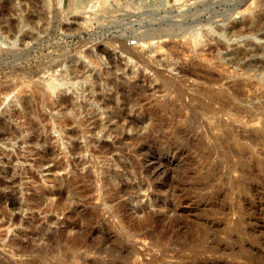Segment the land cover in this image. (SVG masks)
Listing matches in <instances>:
<instances>
[{"label":"rangeland","instance_id":"374dc122","mask_svg":"<svg viewBox=\"0 0 264 264\" xmlns=\"http://www.w3.org/2000/svg\"><path fill=\"white\" fill-rule=\"evenodd\" d=\"M86 1L0 0V264H264V25L217 29L263 14L264 0H118L146 10L131 18L150 43L58 42ZM124 48L132 72L115 66ZM76 57L97 64L85 86H51ZM211 102L223 113L200 116ZM228 132L250 143L227 150Z\"/></svg>","mask_w":264,"mask_h":264},{"label":"bare ground","instance_id":"6f19581e","mask_svg":"<svg viewBox=\"0 0 264 264\" xmlns=\"http://www.w3.org/2000/svg\"><path fill=\"white\" fill-rule=\"evenodd\" d=\"M43 1V4H44V6L45 7H47V6H49V5H51V1L52 0H42ZM261 5V4H260ZM264 5V4H263ZM43 6V7H44ZM93 7V5H91L90 7H89V9H91ZM262 9V8H261ZM263 14H257V15H254L253 14V16H251V19L249 18V20L247 21H245L244 23H243V21H242V23H240V24H238V25H231L229 28L228 27H225L224 29H222V28H219V27H217V29H218V31H224V30H226V32H228V34L227 35H231V36H241V37H243V36H245L246 37V35H249V36H251V34L253 35L256 31H258L259 29H261L260 27H262V25H264V12H262ZM256 14V13H255ZM247 17H249V16H247ZM244 19H247V18H244ZM167 24V23H166ZM168 24H170V23H168ZM231 24V23H230ZM169 26H171V25H169ZM228 26V25H227ZM171 29V28H170ZM169 29V30H170ZM30 30V28L28 27L27 28V31H29ZM40 30V29H39ZM45 30V28L43 29V27L41 28V33L43 32ZM225 32V31H224ZM148 33V34H147ZM145 36H143V37H140L138 40H139V44H141V45H146L148 42H149V40L150 39H152V32H148V30H146L145 31ZM230 37V36H229ZM29 38V37H28ZM30 38H31V36H30ZM33 38V37H32ZM31 38V39H32ZM0 40H1V38H0ZM150 43V42H149ZM146 47V46H145ZM148 49V51H149V48H147ZM151 50H152V48H150ZM257 49V48H256ZM154 50V49H153ZM239 50V49H238ZM259 50V49H258ZM258 50H257V52H258ZM150 52V51H149ZM233 52V51H232ZM255 53H256V50L254 51ZM151 53V52H150ZM240 53V52H239ZM91 54V53H90ZM97 55V54H96ZM218 55V54H217ZM231 55L232 56H230V57H232V59L231 60H229V61H233L234 59H236L237 58V55H238V52L237 51H235V52H233V53H231ZM87 56V55H86ZM118 56V57H117ZM117 56H116V58H115V62H116V64H115V66H116V68H118V70H121V71H123V72H125V71H128L129 69L131 70V72L132 71H134V69L136 68V62L134 61V59L131 57V53H130V51H129V48H124V51L123 52H121V54H117ZM86 58V57H85ZM97 58H99V59H101V61H102V59H103V57H101V56H98ZM219 58V57H218ZM84 59V58H83ZM98 59V60H99ZM88 60L89 59H87V61L85 60H81V58L80 57H76V58H71V59H69V60H67L66 61V63H65V65L63 66V68L60 70V69H57L56 70V73H55V75L52 77V83H51V86H57V87H63V88H67L66 89V91L70 88H78V87H80V89H81V86L84 84V83H87V81L89 80V77L91 76V73L93 72V71H95V65H97V64H95V65H93V61L91 62V60L88 62ZM97 60V59H96ZM221 61L222 60H220V59H218V66H220V64H221ZM217 62V61H216ZM258 62V61H257ZM223 63V62H222ZM233 63V62H232ZM234 63H236V62H234ZM226 64H228V63H226ZM231 64V63H230ZM253 64V63H252ZM121 65L123 66V67H125V68H121ZM224 65V64H223ZM245 65V64H244ZM75 66H80L82 69H83V73H85V76H84V78L82 79V80H80V79H78V78H75V77H73V76H71V72H72V69L75 67ZM216 66H217V64H216ZM243 66V65H242ZM73 67V68H72ZM245 68H240L241 70H244V72H245V70L246 69H249V67H251V63H247L245 66H244ZM220 68V67H219ZM129 70V71H130ZM242 72V71H241ZM246 72H248L247 70H246ZM245 72V73H246ZM221 78V77H220ZM219 79V78H218ZM245 80V79H244ZM243 80V83L244 82H246V80L244 81ZM248 80V79H247ZM216 82H219L218 80H216ZM248 83V82H247ZM165 84H167V82L166 81H163V85H165ZM218 84V83H217ZM259 84V83H258ZM248 85H250V83L248 84ZM259 85H261V84H259ZM84 86H85V84H84ZM228 88H230V90H231V87H228ZM73 89V90H74ZM70 91V90H69ZM230 95H231V100H239V98H241V97H239V95H241V94H239V92H237V90L235 91V90H231V93H230ZM264 97V93L262 94L261 93V97ZM205 107L201 110V112L200 113H198L200 116H209V115H211L212 117H217V116H219L220 114H222L223 113V111L224 110H222L221 108H218V109H215L214 107H213V104H212V102L210 103V104H205L204 105ZM199 115H197V113H192V114H190L186 119H185V123L187 124V127L191 130L192 129V127L195 125V122H196V119H198V117H199ZM238 116H236V118H237ZM249 117V119L251 120V117H250V115L248 116ZM137 123L138 122H136V121H129L128 123H127V126H129V128H131V129H134V130H137L138 129V126H137ZM123 127V126H122ZM263 129V133L262 134H264V128H262ZM262 132V131H261ZM183 132H181V134H182ZM242 135H236V134H231V133H229L228 132V134H226V139H224V141H219L220 142V146H222V147H226V149L227 150H230L229 149V147H228V143L227 142H229V140H234V141H237L238 139L240 140L241 138L244 140V139H246L247 141H249V143H250V137L249 136H247V137H241ZM241 137V138H240ZM180 145V144H179ZM227 145V146H226ZM177 146V149H178V145H176ZM181 146H185V144H183V145H181ZM181 146H179L180 148H181ZM183 149H184V147H182ZM178 150H180V149H178ZM183 151V150H182ZM110 172V171H109ZM152 172V171H151ZM110 178H111V183L113 182V181H115L116 179H117V177H119L118 175H120V174H118L116 171H112L110 174ZM108 178H109V176H108ZM109 178V179H110ZM242 179H244L245 181H246V188L248 189L249 188V184L248 183H250L249 181H250V179H251V171H250V169H248V170H246L245 171V173H244V175H243V177H242ZM118 193H120V194H122V195H127L128 196V200L129 201H133V198H132V196H129L128 194H130V193H128L127 194V191L125 190V187L123 186V185H121V186H119L118 187ZM37 235H38V233H37ZM39 236V235H38Z\"/></svg>","mask_w":264,"mask_h":264},{"label":"built area","instance_id":"2783aa9c","mask_svg":"<svg viewBox=\"0 0 264 264\" xmlns=\"http://www.w3.org/2000/svg\"><path fill=\"white\" fill-rule=\"evenodd\" d=\"M62 9L68 5V0H58L56 2ZM93 5L91 9L89 7ZM133 7V5L130 4ZM81 16L67 14L62 17L56 32L58 42L76 40L78 35L92 40H122L126 41V46L136 48L139 46V34L144 18H131V15H140L146 10L130 12L125 9V5L118 0H89L80 5ZM83 20V25L80 21ZM60 45V44H59Z\"/></svg>","mask_w":264,"mask_h":264},{"label":"water","instance_id":"95a60500","mask_svg":"<svg viewBox=\"0 0 264 264\" xmlns=\"http://www.w3.org/2000/svg\"><path fill=\"white\" fill-rule=\"evenodd\" d=\"M12 44H13V42H12Z\"/></svg>","mask_w":264,"mask_h":264}]
</instances>
